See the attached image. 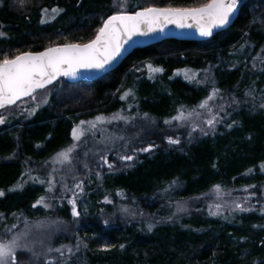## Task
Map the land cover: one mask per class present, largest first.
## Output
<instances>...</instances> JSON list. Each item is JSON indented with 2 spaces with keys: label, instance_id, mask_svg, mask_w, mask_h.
<instances>
[{
  "label": "trees",
  "instance_id": "obj_1",
  "mask_svg": "<svg viewBox=\"0 0 264 264\" xmlns=\"http://www.w3.org/2000/svg\"><path fill=\"white\" fill-rule=\"evenodd\" d=\"M143 1L128 12L148 6L197 7L207 2ZM109 3L0 0V58L92 40L110 15ZM53 8L61 11L51 12L55 18H43L42 10ZM42 19L46 22L41 23ZM263 37L264 0H242L231 26L212 38L198 42L169 39L136 48L116 68L93 81L69 83L60 79L61 95L50 106L22 125L13 122L1 126L0 190L5 193L0 196L1 238L18 232L17 226L24 221L48 217L57 222L44 249L17 252V264H264V199L260 198L264 188V107H259L264 104V60L253 59L255 45ZM231 51L244 53L242 65H225ZM147 61L161 67L160 85L144 87L132 82L133 68ZM208 66L213 75L207 88L175 74L177 70L196 72ZM130 83L135 105L152 115L157 126L176 107H192L206 89L208 96L216 88L222 95L218 98L223 111L215 113L221 122L210 131L207 128L205 136L180 135L179 144L167 142L168 137L175 138L173 131L161 130L155 138H162L156 144L149 143L150 135L142 136V145L133 148L138 151L133 160L118 159L115 163L112 157L107 158L112 169L103 161L96 162L97 158H79L75 160L78 169L71 171L75 177L65 188L79 193L69 198L67 192L56 194L48 210L36 204L42 196L47 203L48 180L41 183L32 173L33 161L52 156L70 142L72 122L77 117L89 118L88 114L118 108L120 94ZM149 146L150 151H139ZM57 178L64 183L62 175L57 174ZM80 181L82 193L74 187ZM17 184L22 187L10 191ZM216 185L221 188L219 195L214 193ZM53 189L59 191L58 186ZM203 193L208 201L230 206L244 199L245 208L250 210L211 215L198 202L175 220H156L168 200L198 198ZM70 198L76 200L79 217L72 216ZM149 224L153 225L151 230ZM12 225L16 227L8 232ZM49 248H59L64 255L49 252Z\"/></svg>",
  "mask_w": 264,
  "mask_h": 264
},
{
  "label": "snow or ice",
  "instance_id": "obj_2",
  "mask_svg": "<svg viewBox=\"0 0 264 264\" xmlns=\"http://www.w3.org/2000/svg\"><path fill=\"white\" fill-rule=\"evenodd\" d=\"M241 2L242 0H207L206 3L200 6L187 8L148 6L129 14L126 11L128 0H115L114 7L119 10L103 20L102 26L96 30L95 38L88 43H66L48 47L44 51L24 52L12 57L4 54L3 58H0V109H5L8 106L16 104L23 97H31L35 101L37 90L46 89L47 86L57 81L59 77L74 78L81 69H105L106 66L110 65L121 54L124 45L134 36H147L157 31L163 32L164 27L168 24H175L179 28H191L195 26L200 36L211 37L214 29L224 28L229 24L231 17L238 11ZM42 11L44 15H47L49 10L43 9ZM60 11L57 8L51 9L53 14H59ZM52 18H55V16ZM189 21L192 23H189ZM45 22L44 19L41 20V23ZM0 35H3V33H0ZM147 67L150 72L162 71L161 68L153 67L151 64L147 65ZM184 75L185 79L192 80L196 74L189 75L188 72H185ZM218 92V89L213 88L212 93L197 106L200 109L207 110L208 118L204 123L210 129H214L215 124L221 122L217 119V114L212 112V108L209 105V101H212ZM131 94V89H129L120 99L124 100ZM233 102L236 101L234 100ZM39 106L37 104L36 108L31 109L29 114H35ZM261 107H264V104H261ZM220 111H223V106L220 107ZM144 115L147 117V113ZM199 115L200 113H197L195 109L188 113H185L183 110H178V115L172 119L185 121L193 116L199 117ZM119 120L128 122V118L121 116L119 113L113 114L111 117L97 116L92 121L82 120L72 129V138L74 141H79L87 132L95 130L97 124L111 123L112 121ZM5 122L6 117L0 115V124H4ZM164 122L167 124L171 121L165 120ZM85 125H87V128L84 127ZM197 127L198 125L193 124L192 131H196ZM200 131L205 135L208 134L203 128ZM115 139L122 140L124 137H115ZM167 142L169 144H179L180 141L179 139L168 137ZM76 147L77 145L73 144L67 149L62 150L57 153L54 160L60 163H71V154L75 151ZM150 150L151 146L139 149V151L144 152ZM119 159L131 161L134 157L132 155H121ZM100 160L109 169L113 168V165L108 163L107 154L101 155ZM85 167H87L86 164ZM261 168L264 169V164H261ZM249 172H251V169H249ZM97 176L99 178V173ZM40 182L44 183V181ZM47 183V191L52 192L54 188L52 181L49 180ZM21 187V184H17L10 191ZM74 187L82 193L83 181L76 183ZM214 191L219 195L221 192L220 186H214ZM4 194V191L0 190V196H4ZM105 202L111 203L107 198H105ZM69 203L72 205V216L79 217L80 212L77 210L76 200L71 199ZM36 204L43 205L45 208L50 207V204L46 203L45 197L43 196L37 200ZM233 204V211L245 212L250 210V208L243 207L241 203L234 201ZM35 206L34 204L33 207ZM221 207V204H216L215 208L217 211L211 212L210 214H221L219 212ZM182 211H185V209L182 206H178L177 212ZM15 227L16 225H12L7 231L11 232ZM148 227L151 230L153 225L149 224ZM26 235V233H17L8 239H0V264H17L16 254L18 251H32V249L28 248L27 244L21 242ZM80 243V241L77 242V251L79 250ZM121 247L123 248V245ZM48 251H56L61 256L64 255V252L59 248H49ZM67 251L71 253L72 249L68 248Z\"/></svg>",
  "mask_w": 264,
  "mask_h": 264
},
{
  "label": "rangeland",
  "instance_id": "obj_3",
  "mask_svg": "<svg viewBox=\"0 0 264 264\" xmlns=\"http://www.w3.org/2000/svg\"><path fill=\"white\" fill-rule=\"evenodd\" d=\"M115 0H110V3L108 5V13L114 14L119 9L114 7ZM145 1L142 2V0H128V6L126 8V11L128 12L130 9L143 5ZM167 7V6H165ZM175 8H184V7H175ZM47 15L43 14V18H49L51 19L53 16L51 14V9L48 11ZM242 48V47H240ZM257 51L253 55V59L257 62L264 60V37L262 41L256 46ZM244 53L237 51H231L227 53V57L225 59V65H227L229 68H235L237 66L242 65L244 63ZM151 64L153 67L161 68L159 66H156L154 63L147 61L145 63H140L136 65L133 70L131 71L132 74H134V77H132V82L136 83L139 82L141 85H145L144 87H149L153 85H160L161 83V72H150L147 65ZM258 64V63H257ZM259 65V64H258ZM245 65L243 64V67ZM259 67V66H258ZM188 72L189 75H192L195 73V78L192 80L185 79L184 73ZM176 75L184 76V79L191 82L194 85H199L201 88H207V84L210 82V74L211 78L213 73L210 71V67H206L203 69H200L198 71H192V70H177ZM144 76V78H143ZM145 83V84H144ZM62 84L57 81L50 87L41 90H38L36 95V100H32L31 97L17 103L16 105L12 107H6L5 109H0V115H3L6 117V122L4 124H0V127L5 124H12L13 122H18L21 125L25 122H27L29 119H31L36 112L40 111L41 108H44L46 106H50L52 101L58 97H60L61 93L59 90H61ZM143 87V86H142ZM129 89H131L132 94L127 96L124 100H121L120 98V105L118 108L113 110L110 113H91L88 114L86 117L89 118H83V117H77L72 123V129L79 124L80 121H92L97 116H104V117H111L113 114L119 113L121 116L127 117L128 122H125L124 120L119 121H112L111 123H102L97 124V127L95 130H91L86 133L84 137H82L79 141H74L72 138V129L70 133L71 141L64 144L63 147L59 148L56 153H54L50 157L43 158L41 160H34L33 167L31 168L32 173L39 176V179L42 181L45 180H51L54 188L56 186L59 187V191H56V189L52 192L45 191V195L47 203L51 206V198H54L56 194L64 196V194L67 192L65 189V185H68L69 181H72V179L75 177L71 174V171L77 170L78 165L75 164V160H79V158H84V156L87 155V157L90 158H97L96 162H102L100 160V156L103 154H107V158L110 156L113 158L114 162L117 163L119 157L121 155H132L134 156L138 151H135L133 148H138V145H142V141L139 139L144 136L147 138V136L150 135L151 141L149 143H155L161 140L162 136L155 138L159 132L162 131H173L175 134L174 139H179L180 135L184 133H188L193 136L194 138L205 136L203 132L200 131L201 128L204 129V131L207 132V128L210 131L211 129L209 126L204 123V121L208 118V112L206 109H200L197 106L204 101L207 98V89L204 91V95L196 104H194L192 107H188L185 110L180 108H175L173 113H171L170 116L167 117L165 120L171 121L170 123H160L161 126L155 125V119L152 115H148L145 117V113H147L145 110H141L138 105H135V91L134 87L131 86V83L128 84V86L122 90L120 97L127 92ZM210 90H208L209 93ZM219 94L216 95V97L209 101V105L212 108V112L215 114L220 110V103H219ZM220 97L222 95L220 94ZM46 101V102H44ZM37 104H39V108L35 111V114L30 115L29 112L31 109L36 108ZM260 109H262L261 105H259ZM193 109L197 113H200L199 117L193 116L188 120L185 121H176L172 118L178 115V110H183L185 113L191 112ZM172 112V111H171ZM198 125L196 131H192V125ZM87 128V125L84 126ZM198 134L200 136H198ZM124 137V139H115V137ZM111 137V138H110ZM156 140H155V139ZM155 140V141H154ZM158 140V141H157ZM146 142V141H145ZM76 144L77 147L75 151L71 154V163L65 162L60 163L54 160V157H56L57 153L61 152L62 150L67 149L69 146ZM156 144V143H155ZM120 160V159H119ZM74 161V164H72ZM123 161V160H122ZM74 169V170H73ZM83 167H81V171H83ZM55 170V171H54ZM88 170V169H87ZM87 173V172H86ZM57 174L62 175L64 179V183H61L60 180L57 178ZM90 179V178H89ZM39 180V181H41ZM46 181V182H48ZM38 182V181H37ZM61 189V190H60ZM43 191V190H42ZM72 191V193H71ZM260 198L264 199V188L260 190ZM68 198L74 193L73 190H68ZM78 194L79 192H75ZM215 193V191H214ZM207 194L203 193V195L199 196L198 198H189V199H183V200H168V205H166L165 208H162V213H158V221L165 222L169 219H173L175 217H179L181 213L189 212L193 205L197 204L199 202L200 206H203L206 208V211L211 213L214 211H217L215 208V205L217 204L214 200L208 201L207 200ZM71 200V198H70ZM197 201V202H196ZM237 203H241L243 207H245V201L244 199H240ZM208 204V205H207ZM218 204H221L222 207L219 209V212H228L233 209L234 206H230L224 202H219ZM80 205H83V202L80 203ZM182 206L185 211L177 212V207ZM48 210V207H47ZM166 210L164 213L163 211ZM145 216V215H144ZM184 216V215H180ZM54 218H46V219H33L29 220V222L24 221L20 225L17 226L18 232L14 231L13 234L17 233H26L27 235L24 237V239L21 241L22 243L27 244L28 248L34 249L36 251H41L44 249V243H47V239L50 238V233L53 231L55 223L52 222ZM1 215H0V223H1ZM187 220V219H186ZM48 222L49 224H47ZM1 225V224H0ZM42 234L41 236H37L38 234ZM2 235V232L0 233ZM30 235H33V237H29ZM46 235V237H45ZM12 236V234H9L7 237L0 239H8ZM43 239H45L43 241ZM19 253H25L26 251H18ZM20 253V254H22ZM26 259V258H25Z\"/></svg>",
  "mask_w": 264,
  "mask_h": 264
},
{
  "label": "water",
  "instance_id": "obj_4",
  "mask_svg": "<svg viewBox=\"0 0 264 264\" xmlns=\"http://www.w3.org/2000/svg\"><path fill=\"white\" fill-rule=\"evenodd\" d=\"M138 10H141V9H138ZM138 10H136V11H138ZM134 12H128V13L131 14V13H134ZM235 15H236V13L231 17L230 22H229V24L226 27L220 28V29H214L213 30V35L211 37H202V36H200V34H199V32H198V30L196 29L195 26H193L191 28H187V27L186 28H179L175 24L166 25L164 27L163 32L157 31V32L151 33V34H149L147 36H134L131 40H129L124 45L123 49L121 50V54L110 65L106 66L105 69H103V70H85V69H81L78 72L76 77L73 78V77H63L62 76V77H59L57 79V81L60 80V79H65L69 83L93 81V80L101 77L105 73H107V72L113 70L114 68H116L121 63V61L126 56H128L134 49L143 48V47H146V46H149V45H152V44L160 43V42L165 41V40L174 39V40H187V41H197V42L198 41L208 40V39L212 38L217 32H219L221 30H225L228 27H230L231 24L233 23ZM189 23H192V22L189 21ZM101 26H102V24H101ZM94 38H95V36L93 37V39ZM88 42H86V43H88ZM45 49H42V50H39V51H44ZM33 52H37V51H33ZM57 81H55V82H57ZM49 86H51V85H49ZM49 86H47V87H49ZM25 98H27V97H23L21 100H23ZM21 100H18L17 102H19Z\"/></svg>",
  "mask_w": 264,
  "mask_h": 264
}]
</instances>
